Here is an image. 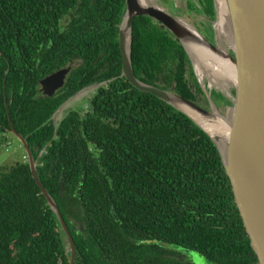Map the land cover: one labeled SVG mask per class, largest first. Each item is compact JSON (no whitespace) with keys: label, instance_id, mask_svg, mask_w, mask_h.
<instances>
[{"label":"trees","instance_id":"16d2710c","mask_svg":"<svg viewBox=\"0 0 264 264\" xmlns=\"http://www.w3.org/2000/svg\"><path fill=\"white\" fill-rule=\"evenodd\" d=\"M186 7L173 12L205 15L213 33L214 0ZM125 8L126 0H0V135L13 126L29 143L76 264H190L187 251L209 264H258L216 144L121 76ZM131 57L143 82L194 102L205 95L183 44L148 15L134 18ZM68 65L65 85L41 95L39 81ZM92 85L88 107L56 126L60 106ZM70 255L27 156L0 171V264H70Z\"/></svg>","mask_w":264,"mask_h":264},{"label":"water","instance_id":"95a60500","mask_svg":"<svg viewBox=\"0 0 264 264\" xmlns=\"http://www.w3.org/2000/svg\"><path fill=\"white\" fill-rule=\"evenodd\" d=\"M221 2L225 5L229 17L231 51L223 49L217 42L212 43L180 15L172 14L156 3L143 5L140 0H126L125 12L119 25L121 76L140 91L153 94L184 112L210 136L219 150L223 166L230 179L234 200L250 238L251 246L257 256L258 264H264V0H221ZM214 3L219 20L218 0H214ZM141 15H148L159 22L162 27L167 28L183 44L191 62H193V58L186 46L187 41L196 42L213 54L230 61L233 66L235 83L231 84L234 88V95L227 116L221 114L211 98H209V107H203L178 94L174 86L170 90L163 89L145 83L135 75L131 57L132 29L134 18ZM71 69V66L61 68L44 77L41 80L44 93L52 96L62 88ZM194 72L201 84L195 69ZM201 86L205 88V86ZM174 100L188 104L211 119L215 118L214 112L227 118L228 137L224 148L221 149L219 145V136H212L192 116L179 108ZM9 119H11L10 115ZM55 125L57 126V123ZM11 132L19 138L25 148L32 176L41 188L48 204L56 213L68 239L71 253L70 264H76V247L73 235L59 206L39 179L37 160L33 156L31 147L26 138L13 126ZM54 137H56V133ZM63 185L62 181V188ZM161 244L171 247L167 242ZM177 249L186 250L185 248Z\"/></svg>","mask_w":264,"mask_h":264},{"label":"rangeland","instance_id":"374dc122","mask_svg":"<svg viewBox=\"0 0 264 264\" xmlns=\"http://www.w3.org/2000/svg\"><path fill=\"white\" fill-rule=\"evenodd\" d=\"M156 4H158L161 8H164L166 11L171 12L172 14H176L174 11V6L178 7L180 9L188 10L186 5V0H156ZM189 11V10H188ZM178 15V14H177ZM186 15V17H185ZM182 16L184 20H186L189 24H192L195 26L199 32H201L203 35H205L212 43L217 42L221 45V47L227 51H231L230 44L227 41V36H224L223 38L219 37L216 29V24L218 22V19L213 22L212 28L213 33L208 32L209 27L206 26V23H202V20H206L205 15H197L196 17H193L192 15L185 14ZM193 60V59H192ZM192 65L194 69L197 72V69L195 67L194 61L192 62ZM197 76L201 82V85L205 86L202 87L203 92L205 95L200 97L201 101H198L197 103L203 107H209V98L213 99L215 102V107L223 114L224 116H227L230 112V106L232 105V99L234 95V88L228 84L227 90L225 91L222 88L223 82L222 79H219L217 81L212 82V76L208 74H204L202 77L199 76L197 72ZM97 88V85H92L89 88L83 90L81 93L73 96L71 99H69L60 109L59 111L53 116V122L59 123L61 119L71 110L79 107H88V103L90 98L93 96ZM213 92L221 93L224 98H221L220 95H213ZM205 96V97H204ZM215 96L218 101L216 103ZM208 101V103H207ZM207 104V106H205ZM26 151L22 144V142L19 140V138L13 134L12 132H7L3 135H0V171L8 170L12 165H14L17 161L24 160L26 157ZM25 156V157H24ZM190 253V252H189ZM192 254V253H190Z\"/></svg>","mask_w":264,"mask_h":264},{"label":"bare ground","instance_id":"6f19581e","mask_svg":"<svg viewBox=\"0 0 264 264\" xmlns=\"http://www.w3.org/2000/svg\"><path fill=\"white\" fill-rule=\"evenodd\" d=\"M143 5H152L156 0H140ZM187 6V5H186ZM219 20L216 24V29L219 37L227 36V41L232 43L231 33L229 31V17L225 5L218 0ZM183 16V15H182ZM181 16V17H182ZM186 17V15H185ZM128 41V36H127ZM186 46L193 58L195 67L200 77L204 74L212 76V82L222 79V88L226 91L228 84L235 83L233 66L229 60L219 55L213 54L210 50L204 48L200 44L192 41H187ZM231 47V45H230ZM175 104L186 111L193 119L207 130L212 136H219V145L224 148L228 137V119L218 112H214V117H207L199 111L189 106L188 104L174 100Z\"/></svg>","mask_w":264,"mask_h":264},{"label":"flooded vegetation","instance_id":"af4514ba","mask_svg":"<svg viewBox=\"0 0 264 264\" xmlns=\"http://www.w3.org/2000/svg\"><path fill=\"white\" fill-rule=\"evenodd\" d=\"M187 1V0H186ZM69 66H71L72 67V65H68L67 67H69ZM65 68V67H64ZM67 76H68V74H67ZM67 78V77H66ZM43 79V78H42ZM41 79V80H42ZM41 80L39 81V87H38V91L40 92V94L41 95H44V96H46L47 94H45L44 93V91H43V89H42V84H41ZM66 82V81H65ZM65 85V84H64ZM61 89V88H60ZM60 89H58L56 92H58ZM55 92V93H56ZM54 93V94H55ZM53 94V95H54ZM52 95V96H53ZM49 96V95H48ZM212 96H214V94L212 95ZM205 97V96H204ZM199 101H201V100H199ZM215 101H216V103H218V101H217V99H216V96H215ZM207 103H208V101H207ZM209 104V103H208ZM205 106H207V104L205 105ZM180 251H183L184 252V250H180ZM192 253V254H190V253ZM186 255H187V259L190 261L189 263L190 264H209L202 256H200L198 253H196V252H193V251H187V252H184Z\"/></svg>","mask_w":264,"mask_h":264}]
</instances>
